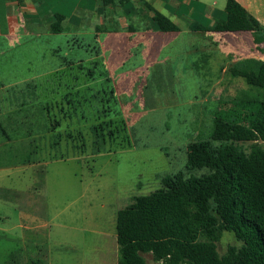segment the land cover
I'll return each instance as SVG.
<instances>
[{"label": "rangeland", "instance_id": "374dc122", "mask_svg": "<svg viewBox=\"0 0 264 264\" xmlns=\"http://www.w3.org/2000/svg\"><path fill=\"white\" fill-rule=\"evenodd\" d=\"M141 12L113 18L128 25L144 21ZM93 17L74 42L45 29L35 39L25 36L10 61L23 72L18 81L34 77L39 103L24 108V131L0 122V264H116L117 210L186 171L187 146L210 138L224 103L261 99L230 71L248 55L264 61V44L237 53L250 33L201 35L183 27L163 35L165 44L153 25L155 41L143 52L119 25L103 31ZM161 57L160 68H152ZM6 66L1 57L0 68ZM103 121L112 123L104 133L112 130L115 139L99 151L92 127ZM56 122L61 127L53 131ZM238 145L249 152L251 143ZM231 245L240 243L224 232L219 254Z\"/></svg>", "mask_w": 264, "mask_h": 264}, {"label": "trees", "instance_id": "16d2710c", "mask_svg": "<svg viewBox=\"0 0 264 264\" xmlns=\"http://www.w3.org/2000/svg\"><path fill=\"white\" fill-rule=\"evenodd\" d=\"M105 7L125 8L131 0H100ZM228 19L211 28L193 31L251 33L254 44H264V27L236 0H225ZM153 21L164 33L179 28L149 6ZM64 17L54 16L51 32H64ZM257 89L261 99L234 97L213 120L208 140L187 146L186 171L162 180V188L133 198L117 213L118 264H264V61L245 59L231 69ZM108 122L92 127L99 151L114 132ZM52 124L56 131L61 127ZM5 135V133H2ZM239 143H251L249 152ZM207 170L199 177L191 172ZM231 232L240 246L221 256L217 245Z\"/></svg>", "mask_w": 264, "mask_h": 264}, {"label": "crops", "instance_id": "0c3cea01", "mask_svg": "<svg viewBox=\"0 0 264 264\" xmlns=\"http://www.w3.org/2000/svg\"><path fill=\"white\" fill-rule=\"evenodd\" d=\"M236 1L264 27V0ZM137 2L139 3L138 6L136 5ZM149 6L167 17L179 28V31L174 33H164L157 30L159 36L157 40L165 44L169 41H164L163 35L181 34L183 27L201 35L208 33L219 34L213 31H193L191 27L199 25L207 29L213 27L217 21H226L228 19L226 4H222L218 0H131L123 9L105 7L100 0H0V58L5 57L7 59V66L0 68V122L10 125L14 124L19 132L24 131L23 127H21L26 121L23 119L27 117V112L24 108L35 107L39 103L36 101L38 96L34 77H23L18 81L16 76L23 75V72H20V69H16V66L10 65V61L16 55V50L19 56V48L22 47L21 43L25 44V36L30 35V39H35L42 36L43 29H45L47 34L55 35L51 32V25L54 21V16L60 15L64 17V32L55 36L65 33L67 37L71 36L70 41L74 42L77 41V39H74L75 35L81 33L85 22L91 19L93 15L92 20L102 27L103 31H107L108 27H113V29L118 27L119 24L113 18V16H118L116 15L119 14L118 11L129 17H131L130 13L134 11H138V15L142 11V17L145 18L144 21L135 19L130 21L128 25L121 23L119 26L126 30L125 34L129 43L135 44L137 51L142 50L144 52L155 41L153 39L155 37L153 36V25L155 26L156 23L153 21L154 14L149 10ZM95 30L99 32V27L97 26ZM110 31H112V28ZM249 35L247 36L246 47L236 49L237 53H248L257 48L260 49L254 44L253 35L251 33ZM245 59L260 60L258 56L250 57L248 55V57L235 61L234 64ZM161 60L162 57L160 61L151 64V67L160 68ZM17 115L22 117L17 120L13 119ZM16 128L11 131L15 132ZM1 130L2 133H5L3 137L9 139L10 137L6 134V131ZM36 133L35 136L38 138L45 137V134L40 130H36ZM121 209L117 210V213ZM113 237L116 240L115 235ZM116 264H118V260Z\"/></svg>", "mask_w": 264, "mask_h": 264}]
</instances>
